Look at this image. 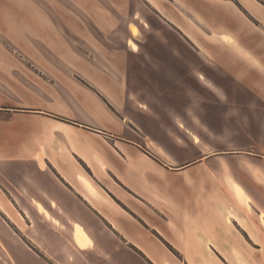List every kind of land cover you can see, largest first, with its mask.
I'll list each match as a JSON object with an SVG mask.
<instances>
[{"label": "crops", "instance_id": "0c3cea01", "mask_svg": "<svg viewBox=\"0 0 264 264\" xmlns=\"http://www.w3.org/2000/svg\"><path fill=\"white\" fill-rule=\"evenodd\" d=\"M50 1L0 0V254L264 264V0H155V17L135 1L139 31L158 26L125 40L142 48L129 63L99 0L46 12ZM186 6L193 29L180 26Z\"/></svg>", "mask_w": 264, "mask_h": 264}, {"label": "rangeland", "instance_id": "374dc122", "mask_svg": "<svg viewBox=\"0 0 264 264\" xmlns=\"http://www.w3.org/2000/svg\"><path fill=\"white\" fill-rule=\"evenodd\" d=\"M108 1H112V0H99L100 4H99V9L100 11H112L114 13V21H112V25H109V29H113V33L111 38V41L109 42L110 48L114 49L116 56L115 59L116 61H118V63H122L123 61L125 62H130L133 59H137L138 57H135L134 55H131L130 52L132 51H136L132 52L134 54H140L142 53V48L138 45H136L135 43V48L131 47L132 42H130L131 40L128 39V45L125 46V40L127 38H132V37H136L138 36L139 38H141L142 40H145L147 38V36L149 35H153L154 34V26H158L157 23H155V21L152 20L149 21V23L144 27L143 30L145 31H139L138 27L139 24H142L145 19L141 18L140 12L142 11V9H138L137 4L135 3V1H140V0H114L115 3L114 4H108ZM151 3L148 4L150 9H146V11L148 12V15L150 14V17H155V15L153 14L155 7H158L159 4L156 3L155 0H150ZM160 1V0H157ZM164 2H166V0H163ZM209 2H218V3H222L220 0H206ZM235 1V0H234ZM51 3V10H45L46 12H56V11H75V12H79L80 8L78 7V5L75 4L74 0H53L50 1ZM60 5V8H59ZM221 5V4H220ZM224 6V4H222ZM7 7H11L10 5ZM66 8L65 10H63V8ZM228 6H226L225 8L229 9ZM166 10V11H165ZM163 13L167 15V13L169 12V10L167 9H162ZM144 12V11H143ZM167 12V13H165ZM192 12L189 11V9L186 7L182 8L179 10L178 16L180 19V26H182L183 28H187L190 27L191 29H193L194 24L192 21H190V19H188L189 17H192ZM143 16V15H142ZM11 22V21H10ZM55 23L57 24H63L62 20H55ZM111 23V22H110ZM67 24L68 21H67ZM157 24V25H156ZM131 25H136L137 26V32L133 33L131 31ZM166 28L170 29V27L167 24H163ZM69 26V25H68ZM57 27H59V25H57ZM72 28V27H71ZM198 31V30H197ZM139 33H141L139 35ZM201 33V32H200ZM18 34L22 37V39H24L26 42H30L34 45H42L43 41L42 39H39V35L35 34L36 37L33 35H28L25 32H22L21 30L18 32ZM62 36L66 39V41L68 42V44H72L73 40L76 39V37L74 36V34L72 33V30L68 28H66V33H61ZM60 33L55 34L56 38H55V42H58V36H61ZM65 35V36H64ZM40 38H42L40 36ZM59 39H63L62 37H60ZM208 43L212 44V45H217L220 42L217 40V38L215 37H211V38H206ZM3 43L7 44V45H13L14 42L8 39V38H4L2 37ZM183 43H185L183 40H180ZM48 42V41H47ZM42 43V44H41ZM124 47H126V50L124 52V50L122 49ZM100 47L102 48L103 46L100 45ZM103 49H106V47L104 46ZM122 49V50H121ZM181 56V53H179ZM201 55H205L206 58H210L211 60H215L217 59V54L216 52H211L210 55L206 52H201ZM199 54V55H200ZM36 234V233H35ZM28 246L31 247L33 250H35L37 253H39L41 256H44V252L37 247V245L32 244L30 242H28ZM38 245H40L41 248L44 247V245H42L41 243H39ZM7 246L13 256V258H15L16 261H18V263L20 264H30V263H34V264H55L54 260L48 259L47 257L46 260L48 263H46L45 261L41 260L39 257H37L36 255L34 256L35 258H32L30 256H28L26 253L24 254V250L22 249H28L24 244L22 246H18L15 245L13 243H7ZM64 246V245H62ZM24 247V248H23ZM48 253L50 254H57L59 253V250L56 246H48ZM65 249H68L67 251L71 253L72 248L69 245V247H66ZM28 251H30L28 249ZM66 251V250H65ZM9 257V256H8ZM40 259V260H39ZM0 264H13V261L10 258L5 257L4 255L2 256L0 254Z\"/></svg>", "mask_w": 264, "mask_h": 264}, {"label": "bare ground", "instance_id": "6f19581e", "mask_svg": "<svg viewBox=\"0 0 264 264\" xmlns=\"http://www.w3.org/2000/svg\"><path fill=\"white\" fill-rule=\"evenodd\" d=\"M131 31L133 32V33H136L137 32V26L136 25H131ZM229 40H231V38L229 37L228 38ZM130 42H132V41H130ZM131 47H133V48H135V44L132 42V44H131Z\"/></svg>", "mask_w": 264, "mask_h": 264}]
</instances>
